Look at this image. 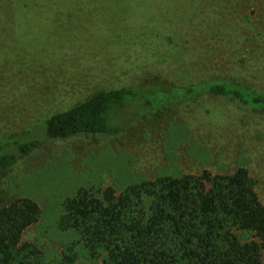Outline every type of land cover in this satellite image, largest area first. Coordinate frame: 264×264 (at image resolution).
Here are the masks:
<instances>
[{
  "label": "rangeland",
  "instance_id": "1",
  "mask_svg": "<svg viewBox=\"0 0 264 264\" xmlns=\"http://www.w3.org/2000/svg\"><path fill=\"white\" fill-rule=\"evenodd\" d=\"M93 1L82 2L76 29L49 39L51 49L13 36L12 56L0 54V155L17 140H42L41 126L52 114L153 74L218 73L264 89V0ZM48 2L0 0V16L23 25ZM42 32L48 40L60 30L49 25ZM240 167L250 171L264 204V115L206 95L134 119L117 135L42 140L0 168V208L18 197L34 199L42 218L24 241L49 261L76 243V264H101L58 226L64 200L80 187L119 192L158 176L230 174Z\"/></svg>",
  "mask_w": 264,
  "mask_h": 264
},
{
  "label": "trees",
  "instance_id": "2",
  "mask_svg": "<svg viewBox=\"0 0 264 264\" xmlns=\"http://www.w3.org/2000/svg\"><path fill=\"white\" fill-rule=\"evenodd\" d=\"M82 2L85 0H49L42 3L44 11L33 12L23 25L20 19L19 23L9 21L3 13L0 54L12 56L18 47L10 40L13 36L39 40L40 45L45 43V50L51 49L49 39L77 28L74 17L83 16ZM86 5L96 3L89 0ZM49 25L60 32L45 40L42 29ZM206 95L227 98L264 115V89L240 78L218 73L176 74L175 78L153 74L138 85L102 90L52 114L40 134L46 141L117 135L134 119ZM42 140H17L11 151L0 155V168L8 167ZM41 218L40 205L28 197H18L0 208V264L77 263L76 243L60 258L49 261L40 247L23 240L26 230ZM58 226L77 236L81 249L92 259H101V264H264V204L245 167L230 174L204 170L198 175H163L119 192L114 187H80L64 200Z\"/></svg>",
  "mask_w": 264,
  "mask_h": 264
},
{
  "label": "bare ground",
  "instance_id": "3",
  "mask_svg": "<svg viewBox=\"0 0 264 264\" xmlns=\"http://www.w3.org/2000/svg\"><path fill=\"white\" fill-rule=\"evenodd\" d=\"M178 6V5H177ZM190 8V7H189ZM186 10V9H185Z\"/></svg>",
  "mask_w": 264,
  "mask_h": 264
}]
</instances>
